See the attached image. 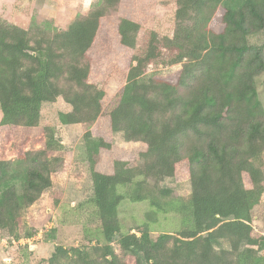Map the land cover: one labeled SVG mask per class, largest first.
Segmentation results:
<instances>
[{
	"label": "trees",
	"instance_id": "obj_1",
	"mask_svg": "<svg viewBox=\"0 0 264 264\" xmlns=\"http://www.w3.org/2000/svg\"><path fill=\"white\" fill-rule=\"evenodd\" d=\"M171 1V35L151 31L142 55L135 53L140 21L107 19L121 0H100L51 33L0 22V126L38 134L42 105L61 97L70 110L58 112L59 123L85 128L87 202L97 221L85 233L95 244L57 245L47 264H264V109L255 85L264 42L248 43L264 32V0H241L237 9L223 0ZM174 64L165 76L155 71ZM44 130L39 149L0 159V230L15 240L32 236L22 213L67 156L55 129ZM114 133L146 149L113 158ZM178 176L191 191L176 202L169 189L149 184ZM123 200L148 201L144 228L124 229ZM154 211L184 214L185 226L152 237ZM218 240L228 247L216 248Z\"/></svg>",
	"mask_w": 264,
	"mask_h": 264
},
{
	"label": "rangeland",
	"instance_id": "obj_2",
	"mask_svg": "<svg viewBox=\"0 0 264 264\" xmlns=\"http://www.w3.org/2000/svg\"><path fill=\"white\" fill-rule=\"evenodd\" d=\"M240 1L223 0V4L237 9ZM99 2L100 0H0V22L8 25L15 24L31 31L40 28L51 33L55 29L65 28L72 19L85 14ZM106 16L108 21H116L122 16L140 21L141 28L137 35L135 49V53L140 55L144 54L151 31H155L159 37H162L171 35L174 27V7L171 0H121L117 7ZM220 29V25L215 26V30ZM262 42H264V32L248 37V43L251 45ZM126 61L127 59L120 57L117 63L125 65ZM179 67L180 64H174L159 67L155 71L165 76L175 72ZM151 70L152 68H149V72ZM97 81L101 83L102 78H98ZM255 85L257 97L264 109V71L256 76ZM110 86L114 91L120 88L115 84ZM69 110L70 106L61 97L53 103H44L40 118L42 130L38 134L33 131H24L21 127L0 126V159L13 161L26 150L39 149L44 139V128L49 126L58 133L67 151V156L60 168L52 175L51 187L22 213L25 232L31 233L32 236L27 237L21 234L20 238L15 240L6 230H0V264H47L45 259L52 255L57 245L69 249L95 244L94 237L85 233L97 224L91 213L93 208L87 202L92 193V186L81 139L85 128L82 125H61L57 118L59 111ZM111 139L113 158L133 159L138 151L146 149V145L141 142L125 141L122 133H114ZM14 183L16 188L21 190L20 181L15 180ZM149 184L169 189L168 198L174 199L175 202L178 198L186 199L191 191L189 179L182 176L164 178L162 181L151 178ZM244 184L250 187L246 177H244ZM58 191H61L60 197L57 195ZM118 211L124 229L134 231L137 226L144 228L146 213L150 212L151 208L148 201L123 200ZM152 214L153 219L149 224L152 237L160 232L177 230L185 226L184 214L156 213L155 211ZM112 245L121 256L116 236ZM214 245L216 248L228 247L226 240H218ZM131 263L132 260L127 262V264Z\"/></svg>",
	"mask_w": 264,
	"mask_h": 264
}]
</instances>
